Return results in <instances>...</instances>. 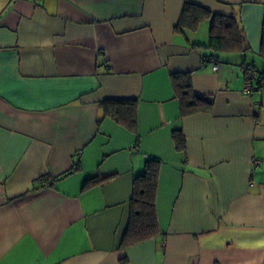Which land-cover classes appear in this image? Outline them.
I'll return each mask as SVG.
<instances>
[{
	"label": "crops",
	"instance_id": "1",
	"mask_svg": "<svg viewBox=\"0 0 264 264\" xmlns=\"http://www.w3.org/2000/svg\"><path fill=\"white\" fill-rule=\"evenodd\" d=\"M191 2L249 49H209V17L179 29ZM262 22L264 0H0V264H264V90L241 70L264 75ZM183 73L208 111L180 114ZM119 98L134 127L104 114ZM149 157L158 232L122 246Z\"/></svg>",
	"mask_w": 264,
	"mask_h": 264
},
{
	"label": "trees",
	"instance_id": "2",
	"mask_svg": "<svg viewBox=\"0 0 264 264\" xmlns=\"http://www.w3.org/2000/svg\"><path fill=\"white\" fill-rule=\"evenodd\" d=\"M178 28L189 27L194 29L200 21L211 18L210 35L207 47L214 52L238 51L245 52L249 48L243 38L242 28L234 16H225L209 13L203 7L186 3L181 13ZM264 23V22H262ZM261 52L264 54V25H262ZM213 57V56H210ZM219 62V61H218ZM176 96L180 103V114L185 116L199 111H208L212 101L208 98L196 95L190 83L187 73L171 74ZM136 101L134 99H106L102 101L104 114L117 122L134 127L136 123ZM175 147L184 150V135L180 129L172 131ZM160 159L149 157L145 160L143 171L133 179L132 196L130 197V216L128 228L123 234L122 246L136 244L152 238L158 232L155 208L158 171ZM46 178L38 179L39 186ZM101 179L90 178L84 183V187L99 182ZM83 187V188H84ZM37 188V187H36Z\"/></svg>",
	"mask_w": 264,
	"mask_h": 264
},
{
	"label": "built area",
	"instance_id": "3",
	"mask_svg": "<svg viewBox=\"0 0 264 264\" xmlns=\"http://www.w3.org/2000/svg\"><path fill=\"white\" fill-rule=\"evenodd\" d=\"M208 61L211 62L213 71H217L221 66V64L216 61L215 57H210ZM241 70L244 75L243 95L251 92L253 88L264 90V75L258 73L252 64H244ZM258 163V161H254V164Z\"/></svg>",
	"mask_w": 264,
	"mask_h": 264
},
{
	"label": "snow or ice",
	"instance_id": "4",
	"mask_svg": "<svg viewBox=\"0 0 264 264\" xmlns=\"http://www.w3.org/2000/svg\"><path fill=\"white\" fill-rule=\"evenodd\" d=\"M3 86V83H2V81H0V87H2Z\"/></svg>",
	"mask_w": 264,
	"mask_h": 264
}]
</instances>
